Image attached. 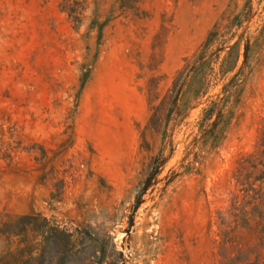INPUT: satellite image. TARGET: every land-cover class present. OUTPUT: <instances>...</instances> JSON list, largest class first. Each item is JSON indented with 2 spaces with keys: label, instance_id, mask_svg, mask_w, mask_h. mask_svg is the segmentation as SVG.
Here are the masks:
<instances>
[{
  "label": "rangeland",
  "instance_id": "374dc122",
  "mask_svg": "<svg viewBox=\"0 0 264 264\" xmlns=\"http://www.w3.org/2000/svg\"><path fill=\"white\" fill-rule=\"evenodd\" d=\"M74 2L0 0V264H264V0Z\"/></svg>",
  "mask_w": 264,
  "mask_h": 264
},
{
  "label": "trees",
  "instance_id": "16d2710c",
  "mask_svg": "<svg viewBox=\"0 0 264 264\" xmlns=\"http://www.w3.org/2000/svg\"><path fill=\"white\" fill-rule=\"evenodd\" d=\"M74 0H64L65 7H68L70 14L75 13ZM202 51L199 53V56ZM199 94L205 93L206 89L198 90ZM228 91V84L224 92ZM213 104L202 109L199 124L208 121L214 114ZM208 129L205 134H211ZM44 253L49 249L53 254L44 259L43 255L30 256L22 264H103L105 255L101 250L102 238L90 225L84 228H76L73 232L64 229L53 228L44 236Z\"/></svg>",
  "mask_w": 264,
  "mask_h": 264
}]
</instances>
